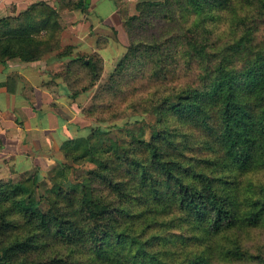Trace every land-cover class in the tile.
Returning a JSON list of instances; mask_svg holds the SVG:
<instances>
[{
	"label": "trees",
	"instance_id": "16d2710c",
	"mask_svg": "<svg viewBox=\"0 0 264 264\" xmlns=\"http://www.w3.org/2000/svg\"><path fill=\"white\" fill-rule=\"evenodd\" d=\"M59 5L86 13L90 2L41 0L0 17V63L70 55ZM136 8L93 109L149 114V134L65 140L68 161L44 193L36 171L1 179L0 264H264V0ZM102 63L93 54L68 68H85L86 89Z\"/></svg>",
	"mask_w": 264,
	"mask_h": 264
},
{
	"label": "rangeland",
	"instance_id": "374dc122",
	"mask_svg": "<svg viewBox=\"0 0 264 264\" xmlns=\"http://www.w3.org/2000/svg\"><path fill=\"white\" fill-rule=\"evenodd\" d=\"M138 1L140 0H115V16L110 19L102 17L99 22L98 20L93 21V19L91 22L88 21L83 13L80 14L84 15L83 18H73L72 14L66 13L77 11L73 12V14H77L81 10L69 9L59 5L64 24L62 45L63 47L72 45L71 54L64 57L56 51L54 54H50L47 62H45L44 69L46 72L41 76H35L37 82L41 80L39 84L41 89L46 90L42 104L53 105L52 110L59 112L57 133H50L45 137L44 144L45 148L52 147L54 151L51 152L50 156L44 155L43 159L38 157L33 159L31 168L18 173H14L16 172L14 170L10 179L18 180L36 171L40 175V191L44 193L53 183L50 170L60 160L68 161L61 149L65 140L89 135L95 128L109 130L113 137H123L127 132L135 133L136 131L138 133L142 125L145 128V133L149 134V126L152 122L149 114L130 108L125 115L123 114L124 116H115L112 112L93 109L96 104L95 94L109 80L116 65L127 51L131 36L124 25L125 16L126 14L138 13L136 8ZM108 5L105 2L101 4L103 12H107ZM93 54L102 57V70L97 83L84 89V86L90 81V76L85 68L76 64L69 70L68 64L75 58L89 61ZM119 113H122V109L119 110ZM53 123L54 126L57 125L55 117ZM56 154L59 155V158ZM25 164L27 165L28 161H25ZM75 167L77 169L72 170V178L85 172L89 165H75Z\"/></svg>",
	"mask_w": 264,
	"mask_h": 264
},
{
	"label": "crops",
	"instance_id": "0c3cea01",
	"mask_svg": "<svg viewBox=\"0 0 264 264\" xmlns=\"http://www.w3.org/2000/svg\"><path fill=\"white\" fill-rule=\"evenodd\" d=\"M37 1L41 0H0V17L19 15ZM46 1L54 4L55 0ZM103 2L109 4L107 12L102 10ZM73 12L77 11L66 14H72L73 18L85 15L90 22L92 19L99 22L102 17L110 19L116 14L115 0H91L86 13ZM82 13L84 15H80ZM54 53L34 62L11 59L0 63V180L10 178L14 170L18 173L31 168L33 159H43L44 155L50 156L54 151L52 147L45 148L44 144L45 137L58 129L59 112L52 110L53 105L42 104L46 90L41 89V80H35V76L46 72L45 62ZM25 161H28L27 165Z\"/></svg>",
	"mask_w": 264,
	"mask_h": 264
},
{
	"label": "water",
	"instance_id": "95a60500",
	"mask_svg": "<svg viewBox=\"0 0 264 264\" xmlns=\"http://www.w3.org/2000/svg\"><path fill=\"white\" fill-rule=\"evenodd\" d=\"M88 2H90L91 0H87Z\"/></svg>",
	"mask_w": 264,
	"mask_h": 264
}]
</instances>
